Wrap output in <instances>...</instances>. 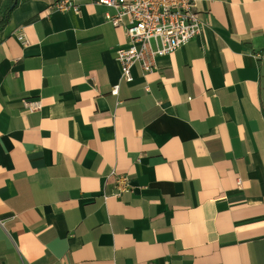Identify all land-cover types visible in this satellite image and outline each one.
<instances>
[{"label": "crops", "instance_id": "1", "mask_svg": "<svg viewBox=\"0 0 264 264\" xmlns=\"http://www.w3.org/2000/svg\"><path fill=\"white\" fill-rule=\"evenodd\" d=\"M53 1L0 32V264H264V0H197L200 34L131 82L113 11Z\"/></svg>", "mask_w": 264, "mask_h": 264}, {"label": "built area", "instance_id": "2", "mask_svg": "<svg viewBox=\"0 0 264 264\" xmlns=\"http://www.w3.org/2000/svg\"><path fill=\"white\" fill-rule=\"evenodd\" d=\"M101 5L113 12L105 13L106 21L113 26H120L126 38V44L115 50V59L121 66L123 81L133 80L132 67L137 64L144 73L156 67L160 56L168 55L185 45L201 32L202 21L196 7L197 0H86ZM49 10L80 12V5L75 0H54ZM17 39L25 44L23 32ZM118 84L110 87V93L116 95ZM27 111L38 110L39 100L22 99ZM116 191L114 196L129 191L132 186L126 174L111 172ZM238 179V184H240ZM23 264H31L24 262Z\"/></svg>", "mask_w": 264, "mask_h": 264}, {"label": "trees", "instance_id": "3", "mask_svg": "<svg viewBox=\"0 0 264 264\" xmlns=\"http://www.w3.org/2000/svg\"><path fill=\"white\" fill-rule=\"evenodd\" d=\"M17 4V0H8L0 13V32L8 24L11 13Z\"/></svg>", "mask_w": 264, "mask_h": 264}]
</instances>
